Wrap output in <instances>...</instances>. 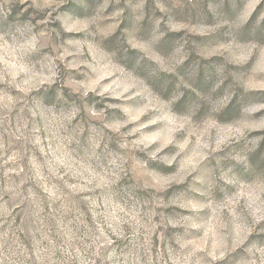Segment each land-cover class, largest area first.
Wrapping results in <instances>:
<instances>
[{
	"label": "rangeland",
	"instance_id": "obj_1",
	"mask_svg": "<svg viewBox=\"0 0 264 264\" xmlns=\"http://www.w3.org/2000/svg\"><path fill=\"white\" fill-rule=\"evenodd\" d=\"M0 264H264V0H0Z\"/></svg>",
	"mask_w": 264,
	"mask_h": 264
}]
</instances>
